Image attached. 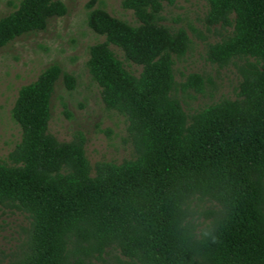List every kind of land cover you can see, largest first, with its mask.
Wrapping results in <instances>:
<instances>
[{
    "label": "trees",
    "instance_id": "obj_1",
    "mask_svg": "<svg viewBox=\"0 0 264 264\" xmlns=\"http://www.w3.org/2000/svg\"><path fill=\"white\" fill-rule=\"evenodd\" d=\"M101 1L85 4L87 27L103 37L85 68L103 107L124 118L132 157L90 165L82 133L67 142L47 133L56 81L74 86L56 64L19 87L10 109L19 141L0 161V208L23 214L27 228L7 264H264V0H204L202 24L218 37L204 60L232 66L239 80L234 99L192 111L181 98L202 94L206 79L175 81L191 40L162 24L172 0H120L135 25ZM65 13L61 0H19L0 17V48Z\"/></svg>",
    "mask_w": 264,
    "mask_h": 264
},
{
    "label": "rangeland",
    "instance_id": "obj_2",
    "mask_svg": "<svg viewBox=\"0 0 264 264\" xmlns=\"http://www.w3.org/2000/svg\"><path fill=\"white\" fill-rule=\"evenodd\" d=\"M19 0H0V17L11 12ZM66 13L49 18L45 28L16 37L0 48V161L19 141V128L10 118V109L19 87L32 82L46 67L56 64L74 79L68 90L59 78L50 98L47 133L58 142H67L75 132L84 137V155L90 165L97 161L120 163L132 157L122 116L106 110L98 87L85 68L89 46L103 41L86 25L87 0H61ZM110 16L135 25L130 11L120 7V0H102L99 5ZM204 0H172L162 4L163 25L183 28L191 45L183 58L175 62L174 78L181 82L188 73L202 75L206 80L202 94L189 91L182 96L185 110H195L221 98L234 99L239 80L235 69H218L204 60L205 44L218 40L210 28L205 30L202 18ZM194 29V33L189 30ZM124 67L137 74L139 67L124 62L120 51L109 46ZM181 97V94L178 93ZM27 228L25 216L10 208H0V264H7L16 254ZM106 258V264H110Z\"/></svg>",
    "mask_w": 264,
    "mask_h": 264
},
{
    "label": "clouds",
    "instance_id": "obj_3",
    "mask_svg": "<svg viewBox=\"0 0 264 264\" xmlns=\"http://www.w3.org/2000/svg\"><path fill=\"white\" fill-rule=\"evenodd\" d=\"M213 242H215V238H213Z\"/></svg>",
    "mask_w": 264,
    "mask_h": 264
}]
</instances>
